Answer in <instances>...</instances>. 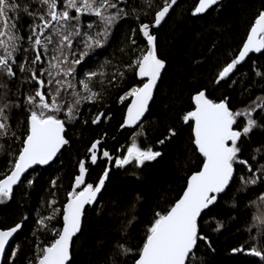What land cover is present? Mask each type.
I'll return each instance as SVG.
<instances>
[{"label": "trees", "instance_id": "obj_1", "mask_svg": "<svg viewBox=\"0 0 264 264\" xmlns=\"http://www.w3.org/2000/svg\"><path fill=\"white\" fill-rule=\"evenodd\" d=\"M197 1L179 0L163 24L151 29L150 34L156 37L157 56L166 67L143 122L128 130L120 128L130 99L122 101L121 98L132 88L141 86L136 69L128 66L146 53L147 43L140 26L154 22L164 0H113L117 8L108 11H119L120 15L109 27L106 38L97 36L104 28L98 17L82 15L79 21H69L65 34L74 33L77 25L81 32L80 36L71 37L72 47H64L61 53L59 37L53 35L46 52L39 48L41 60L36 64L32 63L36 51L28 37L32 27L42 23L39 16L45 15L47 5L40 0H14L20 7L13 13V21L16 34L21 37L14 55L16 63L12 64L15 76L9 77L0 71V107L8 105L5 114L9 127L17 112H22L28 120L33 106L27 104V98L40 88L32 79L33 71L38 79L44 80L43 91L49 103L51 94L59 87L56 80L68 81L74 87L61 88L57 99L62 110L48 113L64 121V137L68 143L51 165L30 171L14 188L11 199L0 203V229L22 225L2 264H36L38 249L57 238L55 233L62 227V209L83 160L88 171L85 184L77 192L86 184L95 186L106 169L109 176L96 201L84 212L68 264H135L156 213L165 214L182 194L189 176L203 166L204 157L194 146L192 121L183 120L194 108L192 97L200 91L213 102L227 100L234 113L255 109L251 116L257 126L237 142L238 159L247 161V165L234 162L232 183L201 215L198 234L207 239L197 240L187 264H264V259L247 251L233 252L241 245L245 250L255 246L264 251V107H261L264 105V52L250 55L229 77L216 82L223 67L238 55L255 18L264 11V0H223L204 15L194 16ZM63 8L64 0H57V9ZM70 15L75 16V11L71 10ZM45 19L49 17L45 15ZM51 34L49 28L41 39ZM85 34L100 39L103 46L86 49ZM85 50L88 55L80 64L73 65L71 61L79 59ZM3 54L0 49V55ZM65 56L68 63L61 67L65 71L74 68V71L70 76H56L49 85L52 77L48 71L56 72L49 68L50 63L57 62L53 57L62 60ZM21 63L25 65L24 72L19 69ZM257 71L260 76L256 75ZM92 72L104 73L91 81L93 91L100 95L94 101L81 100L75 106V118L69 120L67 109L76 98L72 93L75 91L80 97L87 95L80 81ZM100 114H103L100 122L94 125L92 121ZM246 121V116L237 117L233 128L242 130ZM172 131L175 135L165 139ZM23 140L0 135V179L9 175V161L18 156ZM160 140L165 142L160 144ZM96 141L101 142L98 162L92 166L88 163L89 149ZM133 142L141 149L151 148L162 155L145 162L142 168H137L135 161L116 167L115 160L123 158ZM105 151L111 160L103 156ZM253 180L256 182L251 183ZM53 215L54 219L45 221L47 227L39 224L40 219ZM120 246L131 251L125 253Z\"/></svg>", "mask_w": 264, "mask_h": 264}, {"label": "snow or ice", "instance_id": "obj_2", "mask_svg": "<svg viewBox=\"0 0 264 264\" xmlns=\"http://www.w3.org/2000/svg\"><path fill=\"white\" fill-rule=\"evenodd\" d=\"M40 3L47 5L45 15L49 19H45V15H40L39 19L42 23L32 27V34L28 37L33 50L36 51V56L32 61L33 64L41 60L39 48L42 47L46 52L47 45L52 43L53 35L59 37L58 46L61 53H63L64 47H72L71 37L73 35L80 36L81 32L77 25L74 33L68 31L65 34L64 30L67 28L69 21H79L82 15L98 17L104 28L103 31L97 33V36L106 38L109 27L120 15L119 11L116 13L108 11L109 9L117 8V3H114L113 0H64L62 11L57 9V0H40ZM218 3L219 0H199L198 6L195 7L192 14H202ZM174 4H176V0H171V2L164 0L163 7L155 13L154 27H158L161 24ZM19 7L14 0H0V49H3L4 52L3 55H0V71L5 72L9 77L15 76L12 64L16 63L14 58V52L17 51L16 41L21 39V37H17L12 33V30L16 28V23L11 20L10 13L17 11ZM71 10L75 11V16L70 15ZM25 11H27V8H25ZM29 15L36 14L29 13ZM88 27L91 28L92 25L89 24ZM49 28L52 29V34L42 40L41 37L44 36L45 30ZM140 32L147 39L148 50L128 67L135 68L137 75L142 80L146 79V82L140 87L132 88L125 97L121 98L122 101L127 99L128 96L133 98L127 109V117L122 126H133L140 121L148 109L153 90L156 88L161 72L165 68V62L157 56L156 37L150 34L149 25L142 24ZM85 35L87 37L85 40L86 49H90L93 46H103L100 39ZM33 36L35 37L34 41ZM252 52H264V11H261L255 18L242 49L219 72V79L216 82L219 83L220 80L229 77L237 65L244 62L249 53ZM87 55L88 51L85 50L79 54V59H74L71 63L73 65L80 64ZM53 60L57 62L50 63L49 68L56 69V72L48 71V75L52 77L48 81L49 85L52 84L56 76L61 74L70 76L74 71V68H69L65 71L61 67L62 64L68 63L66 56L62 60L58 57H53ZM19 69L24 72L26 70L25 65L21 63ZM103 75V72H92L88 74L86 80L80 81L82 89L87 95L80 97L79 93L75 91L72 93L76 98L67 109L66 115L69 120L75 118L74 109L76 105L81 103V100L94 101L99 97L100 94L93 91L91 81L93 78ZM119 75L123 77L122 72ZM256 75L260 76L261 73L257 71ZM32 79L39 84L40 88L35 92L34 96L27 98V104L33 106L29 109L27 135L23 140V146L18 156L14 161H9L11 164L10 174L5 179H0V203L11 199L13 187L21 181L22 175L28 169L33 165L49 164L60 149L68 143L63 135L65 131L64 121L48 113L62 110V105L57 99L61 88L65 86L73 88L74 86L68 81L56 80L55 82L59 87L55 94H51V103H49L43 91L45 87L44 80L38 79L35 71L32 73ZM37 98H39L38 102ZM192 99L195 105L194 110L184 115L183 120L185 123L194 121V143L204 157L203 168L189 178L183 195L170 210L165 214L156 213L154 222L147 229L145 242L139 250L135 264H186L190 253L197 246V240L206 241L207 239L198 234V218L201 213L214 204L217 195L228 186L233 177L234 162L247 165V161L238 159L240 148L237 146V142L241 136H246L257 126V122L251 116L252 111L255 109L234 113L230 110L227 100L219 103L213 102L206 97L204 91L198 92ZM7 107L8 105L0 107V135L4 136L7 135L9 128L8 116L5 114V108ZM261 107H264V105H261ZM101 115L103 114L97 115L92 123H99ZM241 116L247 117L246 124L242 130H235L233 125L236 124L237 117ZM12 135L15 136V132ZM174 135L175 132L172 131L170 136L165 137V139H169ZM164 142L165 140H160L158 143L163 144ZM99 144L100 141H96L89 149L92 164L97 162L96 150ZM161 155V152L153 151L151 148L141 149L133 142L127 149V154L123 158L115 160V166L122 168L135 161V166L142 168L145 162L154 161ZM103 156L109 160L112 159L107 151L103 152ZM248 170L252 171L251 165H248ZM87 171L85 162L80 161L79 175L75 178V187L68 194V202L63 209L62 230L55 233L57 238L50 245L38 249L39 255L37 256L36 264H68L71 258L70 247L72 238L80 231L81 218L85 206L96 201L97 195L103 189L109 176V170L106 169L95 186L86 184L81 191L77 192L75 189L85 184ZM255 182V180L251 181V183ZM29 184H31V181H29ZM52 203H55V201ZM52 219H54V215L44 217L39 220V224L42 227H47L45 221ZM21 227L22 225L18 223L9 229H0V255L5 253L10 239ZM120 247L123 249V246ZM123 251L127 253L131 250L123 249ZM245 251L248 254L264 259V251L259 250L255 246L245 250L244 246L241 245L240 248L233 249L234 253Z\"/></svg>", "mask_w": 264, "mask_h": 264}, {"label": "water", "instance_id": "obj_3", "mask_svg": "<svg viewBox=\"0 0 264 264\" xmlns=\"http://www.w3.org/2000/svg\"><path fill=\"white\" fill-rule=\"evenodd\" d=\"M179 0H176V3L178 2ZM223 0H219V3L217 4V5H214V6H212L211 8H209L206 12H208L209 10H211L212 8H215L216 6H218L221 2H222ZM169 2H171V0L169 1ZM198 3H199V0L197 1V3H196V5H195V7H197L198 6ZM176 4H174L173 6H172V8L175 6ZM172 8L170 9V11L172 10ZM195 9V8H194ZM170 11H169V13H170ZM194 11V10H193ZM206 12H204V13H202V14H198V15H194V16H202V15H204ZM168 13V14H169ZM168 14L166 15V17L168 16ZM166 17L164 18V20L161 22V24L158 26V27H154L153 25H154V22L149 26L150 27V32H151V29H158L162 24H163V22L165 21V19H166ZM154 21H155V18H154ZM249 32H250V30H249ZM141 34H142V32H141ZM249 34V33H248ZM142 36H143V34H142ZM144 37V36H143ZM145 38V37H144ZM247 39V38H246ZM145 41H146V43H147V39L145 38ZM245 42H246V40H245ZM244 42V43H245ZM243 47V46H242ZM242 49V48H241ZM147 50H148V44H147ZM147 52V51H146ZM260 53H262V52H260ZM260 53H258V52H252V53H249V55H248V57H246V59H245V61L249 58V56L250 55H252V54H260ZM244 61V62H245ZM244 62H242L241 64H239V65H242ZM238 65V66H239ZM165 67H166V65H165ZM164 70H165V68L162 70V72H161V76H162V74H163V72H164ZM161 76H160V78H161ZM136 77H137V80L141 83V86H142V84L144 83V82H146V79H144V80H142L138 75H137V71H136ZM160 80V79H159ZM159 80L157 81V86H158V84H159ZM157 86H156V88H157ZM156 88L153 90V95H152V99H153V97H154V93H155V90H156ZM196 95V94H195ZM194 95V96H195ZM193 96V97H194ZM132 97H131V99H130V101H129V103H128V105H127V107H126V110H125V114H124V120H123V124L122 125H124V121H125V119H126V117H127V109H128V107H129V105L132 103ZM152 99L149 101V104H148V109H149V106H150V104H151V102H152ZM192 103H193V107H195V105H194V102H193V99H192ZM148 109H147V111L144 113V115L141 117V119H140V121H138L137 122V124H135V125H133V126H122L121 125V128L120 129H128V130H134L135 128H137L142 122H143V120H144V118H145V116H146V114H147V112H148ZM193 110H194V108H193ZM97 124V123H96ZM95 125V124H94ZM27 128H28V120H27ZM65 134V131H64V133H63V135ZM192 134H193V139L195 140V136H194V121H192ZM26 138V137H25ZM101 143V142H100ZM229 144H230V142H229ZM66 145V144H65ZM65 145L60 149V151L57 153V155H56V157L53 159V161H51L49 164H47V165H33L30 169H28L23 175H22V177H21V181L23 180V178L30 172V171H32V170H34V169H36V168H45V167H47V166H49V165H51L53 162H54V160L57 158V156L59 155V153L63 150V148L65 147ZM194 146L196 147V145H195V143H194ZM196 149L198 150V148L196 147ZM98 150H99V145H98V148H97V150H96V154H97V162H98ZM199 152V151H198ZM200 153V152H199ZM201 154V153H200ZM89 155H90V157H89V161H88V163L90 164V165H92V166H95L96 164H97V162H96V164H92L91 163V152L89 151ZM84 161V160H83ZM85 162V161H84ZM85 165H86V162H85ZM202 168H203V166H202ZM202 168L200 169V170H202ZM199 170V171H200ZM198 171V172H199ZM196 173V172H195ZM195 173H193V174H195ZM10 174V173H9ZM193 174H191L190 176H189V178L193 175ZM79 175V174H78ZM87 175V174H86ZM234 176H235V170H234V172H233V177H232V179H231V181L229 182V184H228V186L225 188V190L223 191V192H221V193H219L218 195H217V198L218 197H220V196H222V195H224V193H225V191H226V189L230 186V184L232 183V181H233V179H234ZM6 178V177H5ZM4 178V179H5ZM189 178L187 179V182H186V185H185V188H184V190L186 189V187H187V183H188V180H189ZM85 179H86V176H85ZM20 181V182H21ZM19 182V183H20ZM19 183L17 184V185H15L14 187H13V190H14V188H16L18 185H19ZM83 185H81L79 188H81ZM75 187V181H74V184H73V187H72V189H71V191L70 192H72L73 191V188ZM79 188H76L75 190H77V189H79ZM184 190H183V192H184ZM183 192H182V194L180 195V197L183 195ZM180 197L178 198V200L180 199ZM177 200V201H178ZM217 200V199H216ZM176 201V202H177ZM67 202H68V198H67V201H66V203L64 204V206L67 204ZM175 202V203H176ZM174 203V204H175ZM216 203V202H215ZM214 203V204H215ZM93 204V203H92ZM92 204H89V205H86L85 206V209H84V212H85V210L87 209V207H89V206H91ZM173 204V205H174ZM214 204H212V205H210V207H212ZM172 205V206H173ZM64 206H63V209H64ZM171 206V207H172ZM209 207V208H210ZM208 208V209H209ZM63 209H62V227H63ZM208 209H205L203 212H205L206 210H208ZM170 210V209H169ZM203 212L201 213V215L203 214ZM83 217H84V213H83V216H82V218H81V226H80V230H81V227H82V222H83ZM201 217V216H200ZM200 217L198 218V221H199V219H200ZM62 227H61V229L60 230H62ZM19 232V231H18ZM17 232V233H18ZM17 233H15L14 234V236L10 239V242H9V245H7L6 246V249H5V253L3 254V255H0V264H2L3 263V260H4V257H5V255H6V252H7V250H8V248H9V246H10V244L12 243V241L14 240V238H15V236H16V234ZM80 233V231L78 232V233H76V235L75 236H73V238H72V242H73V240H74V238L78 235ZM72 242H71V246H72ZM196 248V247H195ZM195 248L193 249V251L195 250ZM191 254V253H190ZM70 257H71V247H70ZM71 259V258H70ZM69 262H70V260H69ZM68 262V263H69ZM186 264H187V261H186Z\"/></svg>", "mask_w": 264, "mask_h": 264}, {"label": "rangeland", "instance_id": "obj_4", "mask_svg": "<svg viewBox=\"0 0 264 264\" xmlns=\"http://www.w3.org/2000/svg\"><path fill=\"white\" fill-rule=\"evenodd\" d=\"M13 13L14 12L10 13V17H11L12 21H13V16H14ZM12 33L15 36H17L15 29L12 30ZM5 39H6V37H5ZM18 41L19 40L16 41L17 51H18ZM17 51L14 52V55L17 53ZM127 93L123 97H125L127 95ZM127 99H131V96H128ZM13 132H15V136L12 135ZM25 135H27V120H26V118L22 112H17L14 114L12 120L10 121V127L8 129L6 136L8 137V139L19 138L20 140H23L26 137Z\"/></svg>", "mask_w": 264, "mask_h": 264}, {"label": "bare ground", "instance_id": "obj_5", "mask_svg": "<svg viewBox=\"0 0 264 264\" xmlns=\"http://www.w3.org/2000/svg\"><path fill=\"white\" fill-rule=\"evenodd\" d=\"M236 130V129H235ZM68 198V197H67Z\"/></svg>", "mask_w": 264, "mask_h": 264}]
</instances>
